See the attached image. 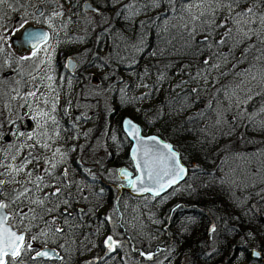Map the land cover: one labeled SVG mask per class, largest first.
Here are the masks:
<instances>
[{"label":"snow or ice","instance_id":"1","mask_svg":"<svg viewBox=\"0 0 264 264\" xmlns=\"http://www.w3.org/2000/svg\"><path fill=\"white\" fill-rule=\"evenodd\" d=\"M45 2L47 0H42V4L32 10L31 3L24 4L23 0H0V10L7 5L12 11H28L36 17V23L42 25L28 28L25 17L19 28L0 33V54L4 56L0 64L11 68L13 75L11 80L7 75L0 78V264H51L53 261L72 264L76 253L83 255L97 247L92 239L102 234L106 223L113 232L102 241L104 255L92 256L84 264H110L117 256L124 261L131 257L121 256L120 252L134 238L116 231L125 229L127 223L117 206L119 201L112 215H106L90 233L82 232L90 226L84 217L94 216L95 210L74 208L75 204L91 202L87 194L89 186L72 175L67 166L68 149L60 145L66 142L63 133L67 131L72 132L70 139H79L76 121L83 114L74 118L71 129L63 127L58 118L61 95L58 89L63 85L52 73L55 72L53 45L58 46L60 42L54 40L52 33L56 32L53 20L62 18L64 11L63 5H59L60 10L46 14L42 6ZM106 4L117 9L115 15L122 18L133 35L114 30L111 19L104 16L100 7L86 5L89 14L85 19L101 29L97 43L102 37L105 43L110 41L111 52L98 65L101 69L111 67V63L134 67L139 62L137 54L143 55L146 50L145 37L151 32L160 40V46L151 52L153 58L189 57V62L181 63L174 73L183 77L174 85L168 73L175 62L163 68L156 65V80L151 85L144 82L150 75L146 68L139 75L136 86L151 91L139 96H128L129 85L121 80L122 86L116 91L121 94L122 102L149 99L167 84L171 91L157 109V119L165 115L164 107L168 108L167 115L171 118L205 100L207 103L184 121L190 126L186 130L197 132L198 138L212 143L232 137L239 128L264 133V0H128L127 3L106 0ZM150 11H155L156 15L136 23L141 14L147 15ZM96 16L100 19L96 20ZM14 32L20 35L11 43L26 46L30 52L16 61L8 58L5 51ZM79 63V60L68 58L64 67L71 70ZM240 65L246 66L241 68ZM104 79L109 76L105 75ZM225 80L228 82L221 83ZM59 81L71 84L72 77L61 76ZM110 90L96 88L93 93L99 95ZM80 95L88 98L83 92ZM249 105H252L251 111ZM71 107L72 100L66 98L63 114L67 115ZM123 127L127 136L136 142L131 161L138 174L134 177L126 168L116 169L114 173L109 170L110 174L127 181L120 187L127 186L137 194L151 193L153 197H161L168 189L174 194L178 190L175 186L182 180L187 184L185 176L189 169L181 163L180 154L172 144L157 136H142L141 128L131 119L126 118ZM87 135L84 133L85 137ZM111 139L115 141L116 136ZM240 140L242 145L255 143L243 135ZM71 150L75 151V146ZM223 151L226 155L217 169L222 175L207 173L212 178L205 186L219 183L229 192L233 188H255L257 190L249 195L264 200V147H256L251 154L233 149L231 145ZM87 172L95 180L91 169ZM193 175L195 177V171ZM188 189L191 190V185ZM102 192L103 189L96 195ZM215 232L216 227L212 225L210 235ZM247 236L254 238L251 232ZM34 242L42 247H34ZM239 243L245 244L243 238ZM50 244L56 247H49ZM131 251L145 261L164 264L163 260H156L163 249L144 251L133 246ZM213 252L214 248L207 255ZM251 255L260 258L261 252L253 250ZM243 256L240 252L236 259Z\"/></svg>","mask_w":264,"mask_h":264},{"label":"trees","instance_id":"2","mask_svg":"<svg viewBox=\"0 0 264 264\" xmlns=\"http://www.w3.org/2000/svg\"><path fill=\"white\" fill-rule=\"evenodd\" d=\"M93 1L91 4L94 7H100L104 16L111 19L114 30L123 31L125 35H133L132 30L122 21V18L115 15L116 8L108 6L106 0H102V2L100 0ZM127 2L128 0H124V3ZM160 11L162 13L163 10ZM155 15V11H150L147 15L141 14L136 23ZM220 31L223 32V29ZM97 34H101V29L95 26L92 37L84 40V55L73 71L78 82L72 85L75 93L70 94V96H77L80 100L82 97L80 94L84 89L91 91L96 88L111 90L97 95V102H94L98 107L96 118L90 125L88 135L85 137L86 141H82L83 143L80 144L81 147L78 148V145H75L76 150L72 151V146L66 147L65 144V149H68L67 166L81 184L89 186L87 194L91 197V202L75 204L74 208L80 205L86 210L90 208L95 210L94 216L84 217L85 223L90 226L84 228L82 232L90 233L106 215H112L114 205L119 201L117 206L127 223L125 229L118 228L116 231L123 232L127 237L134 239L128 247L120 252L121 256H130L131 258L121 261L117 256L114 261H110V264H127L126 261L154 264V262L145 261L137 253L132 252L133 246L144 251L163 249L156 260H163L164 264H263L264 200L249 195L250 192L257 189L233 188L229 192L219 183L211 187H206L205 184L212 178L207 173H212L215 176L222 175L217 169L221 166V161L226 155L223 151L226 146L231 145L233 149L251 154L256 147H264V143H261L264 142V133L239 128L232 137L220 138L212 143H208L203 137L198 138L197 132L186 130L190 126L186 125L184 121L201 109L207 103L205 100L196 104L189 111L179 113L171 118L167 115L168 108L164 107L165 115L162 119H157L155 113L171 91L167 84L158 93L154 92L149 99L133 100L131 103L122 102L121 94L116 91L122 86L121 80L129 85L128 96L136 97L143 92L151 91L150 88L136 86L139 83V75L146 68L150 75L146 77L144 82L151 85L156 80L158 70L156 65L163 68L169 62H175V67L168 73L171 84L174 85L183 78L175 76L174 73L179 70L181 63L189 62V57L174 55L167 59L153 58L151 52L160 46V40L154 32H151L145 37L146 50L143 55L137 54L139 62L134 67L111 63V67H104L92 73L87 70L88 66H98L108 58L111 52L110 41L105 43L102 37L98 44ZM200 38L202 39V37ZM86 49L89 51L86 52ZM57 51L60 59L71 52L67 47H59ZM2 55L0 54V61H2ZM245 66L240 65L241 68ZM2 67L3 65L0 64V71ZM80 71L83 75H81L82 73L78 75ZM65 73L63 70L64 76L67 75ZM105 75H108L109 79H104ZM230 79L231 77L228 78V80ZM228 80L221 81V83H227ZM251 109L252 105H249V110L251 111ZM70 116H75V110ZM124 118H129L137 124L141 128V134L156 135L174 146V149L180 154L181 163L189 169L185 176L187 184L182 180L180 184L175 186L178 190L174 194L172 189L164 191L161 193L163 199L153 197L150 193L133 194L127 186L120 187L122 183L125 185L127 183L118 178L117 175L110 174L109 170L114 173L116 169L125 167L134 175L128 154L129 141L122 132L120 125ZM113 135L116 136L115 141L111 139ZM241 135L255 141V143L242 145ZM98 137H101L104 143V151L101 155H93L92 157L88 152L93 145L92 142ZM81 160L83 162L78 163ZM88 169H91V173L95 174V180L87 172ZM189 185H191V190L188 189ZM101 189H103L102 194L96 195L100 193ZM177 205L180 207L171 211ZM133 207L146 210V213H149L151 217L142 215L139 224L130 225L129 216ZM155 221H161V223ZM212 225H215L216 232L210 235ZM112 232V227L106 223L103 226L102 234H98L92 239V243L96 244L97 247L93 248L91 252L85 251L83 255L76 253L72 258V264H84V261L92 256H103L102 241L106 235L112 234ZM248 232H251L254 238H249ZM81 238L83 237L81 236ZM242 238L245 241L243 246L239 243ZM49 246L56 247V245L51 244ZM213 248L215 252L211 256L207 255V253L212 252ZM252 248L261 252L260 258L250 256ZM240 252H243L244 256L237 260L236 257ZM61 254L63 255V252ZM165 257L168 259L165 260ZM51 264H59V262L53 261Z\"/></svg>","mask_w":264,"mask_h":264},{"label":"rangeland","instance_id":"3","mask_svg":"<svg viewBox=\"0 0 264 264\" xmlns=\"http://www.w3.org/2000/svg\"><path fill=\"white\" fill-rule=\"evenodd\" d=\"M24 1L26 3H28V2L31 3L32 9L35 7L36 4H42V0H24ZM47 1H48V5L46 6V4H45V6H43V7H44V9H48V14H50L54 10H60L59 5H63V11H64V16L62 18H55L53 20L56 32L52 33L54 40L60 42L58 44V46L55 44L53 45L55 47V53H54V57H53V67L55 69V72L52 73L57 78L58 82L63 85V87L58 89L61 93V95H60V106H59L60 112L58 113V118L60 119L61 125L63 127L71 129L73 127L74 118L77 116H81V114H83L81 119L76 121V124L78 126L76 127L75 130H76V134L79 136V139H75V140L70 139L69 137L72 135V132L67 131V132L63 133V136H64L66 142L61 143L60 146L65 148V144H66V147L67 146L73 147L75 145L76 146L78 145V148H80L81 147L80 144L83 143L84 141H86L84 133L89 132L90 125L96 118V112L98 111V107L96 106V103H94V102L98 99V97H97V95H95L93 93V91H91L89 89L83 90L84 95L88 97L87 99L80 97V100H78L77 96H70V94L75 93L72 85H74L78 81L75 77L68 76V75H65V76H66V78L72 77L71 84H67L64 81H59V77L64 76L63 70L65 68L64 67L65 62H64V59H60L58 57L57 49L59 47H67L68 49H71L73 47H77V45L83 47L82 48L83 51H80L79 53L75 52L76 56L74 57V59L80 61L84 55V46H83L84 40L86 38L90 39L92 37V31H93L95 25L89 23L85 19V17L89 14L88 11H84L83 13H80L79 14L80 19L76 21L72 17H77V16L74 14L73 11H71V8L69 7V5L65 4V1H63V0H47ZM100 1L102 2V0H100ZM91 2L93 4L94 1L92 0ZM20 13L23 14L24 18L27 17V20L31 21V22L34 21L36 18L32 15H29L28 11H22ZM16 17H21V16L18 15L17 11H12L11 9H9L7 7V5H5L3 10H0V19H3V20L7 19L8 22L5 25H3L2 27H0V33L4 32L6 30L13 29L14 27L19 28V25H20V22L22 19L18 18L16 20L15 19ZM69 17L71 19H69ZM95 19L99 20L100 18H99V16H96ZM65 24L67 25V27L66 28L62 27V25H65ZM81 38H84L83 42H81ZM5 51L7 53L8 58H10L11 60H13V61L19 60V57L12 52L9 44L7 45ZM29 54H27V55H29ZM3 59H4V56L2 55V60ZM59 69H61V70H59ZM98 69H101V68L96 66V65H90L87 68V70L89 72H92V73L96 72ZM8 70H10V73L7 74L8 79L9 80L13 79L12 69L7 67V66L2 67V70L0 71V78L5 76L2 73L4 71H8ZM81 73H82V71H80V73L78 75H80ZM81 75H83V73ZM90 93H91V95H90ZM66 98H70L72 100V107L69 109L68 114L64 115L63 114V108H64L65 103H66ZM73 110H75V116L71 117L70 114L73 112ZM93 114H95L94 117H93ZM84 117H87V119H85ZM80 139H81V141H79ZM92 143H93V145L91 146V149L89 150L88 153H90V155H92V157H93V155H97V156H98V154L101 155L103 153L102 151H104V143L101 140V137L95 138V140ZM126 167H128V166H126ZM122 168H125V167H122ZM126 169H128V168H126ZM143 212H144V214H142ZM146 212L147 211L144 209H137V207H133L131 210V214L129 216L130 225L139 224L141 222L140 218L142 217V215H145L146 217H148L149 213L147 214ZM149 217H151V215ZM141 229H143V228H141ZM33 246L37 247V248L42 247L41 244L35 243V242H34ZM126 263L127 264H147L145 262H137V261H131V262L126 261Z\"/></svg>","mask_w":264,"mask_h":264},{"label":"flooded vegetation","instance_id":"4","mask_svg":"<svg viewBox=\"0 0 264 264\" xmlns=\"http://www.w3.org/2000/svg\"><path fill=\"white\" fill-rule=\"evenodd\" d=\"M82 1L83 0H71V3H69L68 2V0L67 1H65V4H68L69 5V7L71 8V11H73L74 12V14L77 16V17H72L74 20H79L80 18H79V14L80 13H83L84 11H88V10H84L83 8H82V6H81V3H82ZM89 1V0H88ZM90 2V1H89ZM23 3L24 4H28V3H26L24 0H23ZM45 4H46V6L48 5V1L47 2H45V3H43V5L42 6H45ZM90 4H91V2H90ZM39 5H41V4H36L35 5V7L32 9V10H35V8L37 7V6H39ZM43 9H44V7H43ZM44 11H45V13L46 14H48V9H44ZM18 12V15H20L21 17H16L15 19L17 20L18 18H20V19H23L24 18V16H23V14L22 13H20V12H22V11H17ZM20 13V14H19ZM22 14V15H21ZM8 21H7V19H0V24H2V25H5L6 23H7ZM33 22V23H32ZM28 21V23L26 24V25H31V26H34V27H42V25H39V24H37L36 23V18H35V20L34 21ZM1 33H3V32H1ZM18 32H14V33H12V35L14 34H17ZM82 48L83 47H81V46H79V45H77V47H73V48H71L70 49V53L69 54H67V55H65V56H63V59H64V62H65V58L67 57V56H69V57H71V58H73L74 59V57L76 56L75 55V52H77V53H79L80 51H83L82 50ZM13 52V51H12ZM14 53V52H13ZM30 52H27V53H24V54H17V53H14L15 55H17L18 57H20L21 55H27V54H29ZM64 71L67 73V75L68 76H72V77H74V74H73V71H74V69H72L71 71H66L65 70V68H64ZM122 179V178H121ZM122 180H124V179H122ZM125 182H127L126 180H124ZM79 206V205H78ZM77 207V206H76ZM49 247H53V246H49Z\"/></svg>","mask_w":264,"mask_h":264},{"label":"water","instance_id":"5","mask_svg":"<svg viewBox=\"0 0 264 264\" xmlns=\"http://www.w3.org/2000/svg\"><path fill=\"white\" fill-rule=\"evenodd\" d=\"M87 4H90V2L88 1V0H83L82 1V3H81V6H83L82 8L84 9V10H88L87 9V7H86V5ZM26 27H28V28H38V27H34V26H31V25H26ZM21 31H23L22 29H21ZM19 35H20V33L18 32L17 34H13V35H11V37H10V42L8 43L9 44V46H10V48H11V50L14 52V53H17V54H24V53H27V52H29V49L25 46V47H21L20 45H19V43H17V44H12L11 43V40L12 39H18L19 38ZM68 58H71V57H69V56H67L66 58H65V64H66V61H67V59ZM65 70L66 71H71V70H69V69H67V68H65ZM10 73V70H8V71H4L2 74L3 75H7V74H9ZM126 118H124V119H122V121H121V123H120V125H121V130H122V132L124 133V135H125V137L128 139V141H129V148H128V154H129V157H130V160H131V152H132V150H133V146L135 145V141H133L130 137H128L127 136V134H126V132H125V130H124V127H123V121L125 120ZM127 119H129V118H127ZM142 136H145V137H148V136H156V135H153V134H149V135H143V134H141ZM158 137V136H157ZM159 138V137H158ZM163 141V140H162ZM166 142V141H165ZM131 166H132V168H133V170H134V175H137L138 173H136V170H135V166H134V164L132 163V161H131ZM135 177V176H134ZM123 179V178H122ZM130 192L131 193H133V194H137V193H135L134 191H132L131 189H130ZM163 193V192H162ZM151 194V193H150ZM76 208H82V206H77ZM253 250H256V249H254V248H252L251 250H250V256L251 257H253L252 255H251V253H252V251ZM257 251V250H256ZM253 258H255V257H253ZM262 263L264 264V261H262Z\"/></svg>","mask_w":264,"mask_h":264}]
</instances>
